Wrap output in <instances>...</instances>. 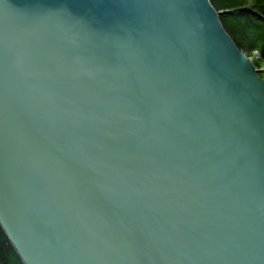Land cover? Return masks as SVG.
I'll list each match as a JSON object with an SVG mask.
<instances>
[{
	"label": "water",
	"instance_id": "obj_1",
	"mask_svg": "<svg viewBox=\"0 0 264 264\" xmlns=\"http://www.w3.org/2000/svg\"><path fill=\"white\" fill-rule=\"evenodd\" d=\"M0 227L23 264H264V79L209 0H0Z\"/></svg>",
	"mask_w": 264,
	"mask_h": 264
},
{
	"label": "trees",
	"instance_id": "obj_2",
	"mask_svg": "<svg viewBox=\"0 0 264 264\" xmlns=\"http://www.w3.org/2000/svg\"><path fill=\"white\" fill-rule=\"evenodd\" d=\"M238 50L264 64V0H209ZM0 264H23L0 227Z\"/></svg>",
	"mask_w": 264,
	"mask_h": 264
},
{
	"label": "rangeland",
	"instance_id": "obj_3",
	"mask_svg": "<svg viewBox=\"0 0 264 264\" xmlns=\"http://www.w3.org/2000/svg\"><path fill=\"white\" fill-rule=\"evenodd\" d=\"M256 70H258V75L264 79V64L256 61L255 58L250 59Z\"/></svg>",
	"mask_w": 264,
	"mask_h": 264
}]
</instances>
